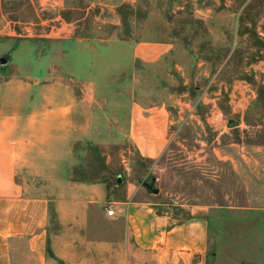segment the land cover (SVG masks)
Wrapping results in <instances>:
<instances>
[{
  "label": "rangeland",
  "instance_id": "obj_1",
  "mask_svg": "<svg viewBox=\"0 0 264 264\" xmlns=\"http://www.w3.org/2000/svg\"><path fill=\"white\" fill-rule=\"evenodd\" d=\"M157 42L171 45L159 61L134 58ZM3 52L0 78L73 79L79 94L92 88L76 78L97 79L69 118L85 129L62 138L74 181L130 180L180 220L207 206L206 264H264V0H0ZM135 105L169 114L159 159L129 138Z\"/></svg>",
  "mask_w": 264,
  "mask_h": 264
},
{
  "label": "crops",
  "instance_id": "obj_2",
  "mask_svg": "<svg viewBox=\"0 0 264 264\" xmlns=\"http://www.w3.org/2000/svg\"><path fill=\"white\" fill-rule=\"evenodd\" d=\"M170 50L167 43L138 44L134 58L155 63ZM20 78L29 77L0 78V264H206L207 206L194 207L184 221L142 199L130 180L112 186L73 180L62 138L71 128L85 129L69 118L82 98L94 100L97 79L76 78L92 88L79 94L73 79ZM129 124L139 155L159 159L168 145L167 110L135 105Z\"/></svg>",
  "mask_w": 264,
  "mask_h": 264
},
{
  "label": "water",
  "instance_id": "obj_3",
  "mask_svg": "<svg viewBox=\"0 0 264 264\" xmlns=\"http://www.w3.org/2000/svg\"><path fill=\"white\" fill-rule=\"evenodd\" d=\"M155 182H156V179L153 178L150 183H148V182L144 183V187L147 189V191L149 193L158 194L160 192V190L158 188H156Z\"/></svg>",
  "mask_w": 264,
  "mask_h": 264
},
{
  "label": "built area",
  "instance_id": "obj_4",
  "mask_svg": "<svg viewBox=\"0 0 264 264\" xmlns=\"http://www.w3.org/2000/svg\"><path fill=\"white\" fill-rule=\"evenodd\" d=\"M115 214L114 210L111 208L108 210V215L113 216Z\"/></svg>",
  "mask_w": 264,
  "mask_h": 264
},
{
  "label": "trees",
  "instance_id": "obj_5",
  "mask_svg": "<svg viewBox=\"0 0 264 264\" xmlns=\"http://www.w3.org/2000/svg\"><path fill=\"white\" fill-rule=\"evenodd\" d=\"M101 180H103V179H101ZM192 218H193L192 216H189L188 218L184 219V221L191 220Z\"/></svg>",
  "mask_w": 264,
  "mask_h": 264
}]
</instances>
